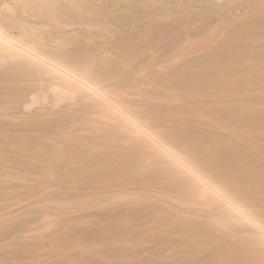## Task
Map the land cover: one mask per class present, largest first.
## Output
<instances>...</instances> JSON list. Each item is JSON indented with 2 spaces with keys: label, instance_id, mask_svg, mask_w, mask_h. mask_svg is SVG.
<instances>
[{
  "label": "bare ground",
  "instance_id": "obj_1",
  "mask_svg": "<svg viewBox=\"0 0 264 264\" xmlns=\"http://www.w3.org/2000/svg\"><path fill=\"white\" fill-rule=\"evenodd\" d=\"M116 1L114 0V2H115L114 3L112 0H0V79H2V77H3V80L6 81V82L3 81V83L2 82L0 83V117H2L3 115H6L7 113H11V111L13 110L12 106L13 107L19 106V108L26 110V111L30 110L32 113H34L36 110L40 111L42 109L43 110L45 109L44 111H46V110L50 111L51 110V112H54L55 110L60 111V109H62L61 110L62 112H64V111L67 112V110H68V112L72 111L71 114H73V111L76 110V109H74V106H72L73 104L76 105V107H78L77 104L79 105L80 102H82V100H84L83 103L85 101L87 102V107L85 106L86 109L87 108L90 109L89 105H92V104H89V103L94 102V105L91 106V107H93L92 108L93 110L91 109L92 112L91 111L90 112H91V114L93 113L91 116V117H93L92 118L93 121L96 120L100 123L99 124V123L95 122V123L99 124L97 126L102 128V131H100V133L101 134L104 133L105 131H103V130H107L105 128H109V127L111 128V126H113L112 128H115L116 129L115 131L119 132V134L117 132V135H119V138L121 140H123L122 142L131 144L130 143L131 141L128 142L131 138L138 139L137 142L132 141V143H135L134 146H136V144L138 146V142L140 143L141 148H139V147H137V148L142 149L141 154H142V156H144V158L142 157L143 160H141L142 164L144 163L145 158L150 161V163H148V165L152 164V166L149 165V167L151 166L150 170H147L148 169L147 163L143 164L144 166L147 165V167H145L147 169L144 168L145 171L146 170L147 171L145 172L144 169H142L141 171H144L146 174L148 173V171H150V173H148L147 176L144 175V177H142V178L138 177L139 175H137L140 171L139 170L140 168L133 169L132 167H129L128 169L132 168L133 170L132 169L131 170L134 173L128 172V174H130V175H128V179H127L129 182L125 179L126 182H124V183H125V185H129L130 187L133 185L132 187L141 188V190L143 188H145V189L150 190V192H152V193H150V195H151L150 197H143L142 198V199L145 198V201L144 200L141 201L140 200L141 198L138 197L139 199L137 198V200H140V201H136V202H139V203L142 202V204H141V206H139V205H136V206L140 207V209L138 210L139 213L142 214L144 220L146 222H148L149 225L150 224L152 225L151 228L153 230H155L156 232H158V235H161L162 232H164V231H169L171 233L172 232L173 233H175V232L180 233L181 232V234L183 232H185V233L188 232L187 234L183 233L187 237L181 236L183 238H181V237L179 238V236H178L177 238H178V240H180V242L177 241L176 244L179 243V245H176V244L175 245L178 247V249H182L180 251L184 252L183 248H185L186 246L184 245L185 247H182L180 244H182V243L187 244L188 246H190V247H188V250L191 248L192 252H190V253L185 252V253L187 255L192 253L191 257H192V255H194V257H197L198 259L202 260V262H204L206 260V258H204L205 257L204 255L208 254L207 258L209 260L207 259L208 260L207 264H264V161H262L263 162L262 163L261 160H259L261 154L258 153V152L262 153L264 151V147H262L263 146L262 141L260 140V138L262 140L264 139V118L262 119V117L264 115L262 114L263 116L260 118L259 116H256V114L254 113L256 118L259 117L261 119V120L258 119L259 121H257V120H255L256 119L255 117H252L254 111L253 112L244 111L245 112L244 113L242 111L244 109H241V108L240 109L243 112V114H242V112L239 114L240 111L239 112H237V111L231 112L230 114L228 112L223 113V114L217 113L218 115L215 118H213L212 121L209 120L211 117L208 118V120L211 122L207 121L211 124V125L210 124H208V125H210L216 129L214 131V133H212L213 132L212 130H211L212 132L210 130H207L208 132H210L209 135H207L208 133L207 134L205 133L206 136H205V134L204 135L199 134V135H201L199 137L198 135H196V134H198V132L196 133V131H194V129H192L191 125L187 124V123L191 122L190 119H187V118H191V115L199 118L196 115L199 114V116H202V113L199 112L200 110L196 111L195 109H197V108L194 109V107H193L194 112H182V111L178 110L179 108H181L180 104H179L180 106H178V108L176 109V106L178 105V102L181 99H184L188 103L193 102L191 104H195L194 102L199 104L200 102L204 103V101H206L207 103L210 102L211 104H215L216 106L217 105L219 106V105H221V104H219L220 102H222V104H223V102L230 100L229 98H233L235 95H237L238 92L240 93V91H237V87L241 83H243V82L245 83V81H243V80H245V78H246V82L249 81L248 79H250V81H252V79H255V81L256 80L261 81L260 78H264V52H262L264 49L261 51L260 50H257V51L254 50V52L252 53L253 54L252 59L254 58L253 59V61H254L253 66H250V69L248 68V70L246 69L243 71L236 70V67H233V66L237 65L234 63V60H233V62L230 60L232 63L228 62L227 60H226L227 62L225 61V64H227L228 66L230 64L232 65V66L230 65L232 67V70L230 69L231 68L230 66L229 67L226 66L227 70L224 71V70L218 69L216 66H215V68L213 66L208 67V65L206 66L208 68H205V66L202 67L203 65L206 64V62H209L208 58H203V56H202V58L193 57V58L185 59V57H187V56L189 57V55H185L184 60H181L180 58L176 59V58L172 57V58L168 59L170 62L166 63V61H168V60H166L164 62V64L168 65L166 72H168V70H169V73H170L173 70L172 71L173 74L170 73L171 76H169V78H168L169 80L167 79L168 80L167 82L169 85H167V83H166V85H164L165 83L161 84L164 78L160 82L159 81L160 76L158 77V79L156 77V76H158V74H156V73H160L161 72L160 69H163V68H160V66H159L160 64H162V62L161 63L159 62L160 64H157L158 60H156L159 58V57L156 58V55H159L160 52L158 53V49L154 50V48H156V47H153V46L158 45V42H156V41L154 42V40H156L157 36L159 35V34H156L157 32L155 33V31L158 30V33H161V30H159L161 28L157 29L158 27L157 28L154 27L155 24H151L152 22H155V21H153V18H152L153 17L152 15H154V14L151 15L152 17L149 16V13H150L149 11H152L150 9H152L154 7H152L150 4L149 5L152 8L147 6V4H148L147 2L149 0L148 1L144 0V1H146L147 4H145V2H143V0H142V2H141V0L139 2L140 4L144 3L143 6H140V7L144 8L147 6L149 8V10H148V8L146 7V9L148 11V13H147L148 17L147 18H149V17L152 18V22L150 24L154 25V26H151L146 21H145L146 22L145 24H142V22H144V20H141L142 18L139 19L142 16L141 12L144 13V11H146V9L142 10V9H140V7L137 8L138 13L141 14L140 17L138 16L140 14L135 13L137 11H135L129 5H127L126 8H123L124 11H123V9L121 10L120 9L121 7H120L119 8L120 12H118L116 10L117 11V13H116L115 8L119 7L118 5H116ZM120 1L122 2V4H124V3L128 4V2H130V3L132 2V0H120ZM120 1H119V3H121ZM138 1L139 0H136V1L134 0L133 2L136 3ZM151 1L152 0H150V3H153ZM115 5H116V7H115ZM120 6H122V5H120ZM109 7H110V9H109ZM166 7H168V5H166L165 8L161 7L164 9L163 12H166L170 9L168 7L169 9L167 8L168 10H165ZM158 8L153 9L154 10L153 12H155V11L159 12L160 10L157 11ZM170 10H169V12H170ZM113 11L116 14L114 16H117L118 13H121V16H122L121 20H123V21L125 20L124 22H126V23L127 22L129 23V21H132V22L142 21V22H137V24H136L138 29L140 28L139 26L141 25L142 30H140L141 29L140 28L139 29L140 32H142L143 29L144 30L146 29V26H144V25H147V24L151 27V29L154 30V32H152L153 30L150 31L151 29L149 28L151 35L154 33L153 36L156 35V38H154L153 36H151L149 34L150 32L148 31V28L146 29V33L144 31H143V33H145L146 35L149 34L150 37H148V36L146 37L143 33H140V32L138 33L139 30L137 32H135V33H138L140 35L141 34L144 35L143 36L144 40H142V41H145V37L147 39V42L149 40H150L149 42L153 41L151 43L152 48H153V49L151 48L153 50L152 52H151V49L149 50L150 52H148V50H146V51L143 50V48L145 47V46L143 47V45H142V47H143L142 51H140L139 46L137 45L138 46L137 49L140 51V52L139 51L137 52L136 51L137 49H135L136 47H134L135 45L134 46L132 45V47H131V45L129 46V44L132 43L131 41L133 38L130 39L129 40L130 42L128 41L129 43L126 44V42H127L126 39L129 37L128 35L130 34L129 33L130 31L128 33H126L128 36V37L126 36V39H125V37L122 36V38L125 39L126 42H124V40L122 38H121L122 40L119 38L121 41L120 40L117 41V44H118V46H120V48H117V46L115 45L116 41L114 39L116 36L113 35V36H115L113 38V36H110V35H112V33H110V35L107 34V33H109V31H108L109 28L108 29H107V27L104 28V26H107V25L105 23L103 24L104 20H107V23L109 24L108 20H109V17H112L111 14H114ZM167 13H166V15H167ZM144 14L146 16V13H144ZM157 16L158 15H156V17ZM160 16H161V14H160ZM106 17H107V19H106ZM116 18L117 17H114L115 21H116ZM137 18H138V20H136ZM162 18H164V17H162ZM250 18L251 17H249V19ZM143 19H144V17H143ZM249 19H248V21L246 20V22L249 25L248 24L246 25L245 24L246 22H245L244 27H243V25H242V27L245 29V25H246V28L250 32H252L254 30L256 32L257 31L256 29H258V28H256L257 27L256 25L261 24V20L264 21V17L262 15L252 17L250 20ZM119 20H120V18H119ZM119 20L117 21V23L119 22ZM123 21L119 22V23L123 24ZM129 24H127V25L130 26L131 24L130 25ZM133 24H135V23H133ZM113 25L114 24L112 23V26ZM124 25H125V23H124ZM124 25H122V26H124ZM136 25H134V26H136ZM168 25L169 24H167V26ZM128 26H127V28H129ZM161 26H163V25H161ZM172 26H173V24H172ZM263 26H264V24H263ZM242 27H241V30L238 28V30L236 31V36L240 37V35L242 34L241 33ZM261 27H262V24L260 25V28ZM124 28H126V27H124ZM132 28H133V25H132L131 29ZM165 28H167V27H165ZM170 28H171V26H170ZM105 29L107 30V32H105L106 31ZM110 29L109 30L111 32H113V34L116 33L113 31V28H111V26H110ZM117 29H119V28H117ZM155 29H157V30H155ZM183 30H186V29H183ZM124 31L127 32V30H125V29H124ZM121 32H123V31H121ZM147 32H148V34H147ZM162 32H164V31H162ZM255 32L252 33V35H254ZM188 33L190 34L191 32L189 31ZM120 34H122V33H120ZM107 35L112 37V39L110 37H108ZM140 35L135 34V36H140ZM184 35H185V33H184ZM132 36H133V34H132ZM187 36H189V35H187ZM104 37H105V39H104ZM106 37H108V38H106ZM141 37L142 36H140V38ZM189 38H188V40H189ZM255 38H257V39H254V38L253 39L256 40V42L258 41L261 43L262 41H264V40H262L263 38L261 39L259 37L260 38L259 39L257 36H255ZM106 39H108V40L111 39V41L114 40L115 41V42H113L114 46L111 44L112 43L111 41H110L111 43L107 42L108 40H106ZM138 39H139V37L137 38V40ZM181 39H183V37H181ZM137 40H135V42ZM173 40H175V39H173ZM138 41H140V40H138ZM189 41H191V40H189ZM118 42L119 43L120 42L125 43L127 46L126 47L123 46L125 44L122 45V43H120V45H119ZM109 43L111 44V48H112L111 50H110V44ZM182 43H184V41ZM191 43L185 42V44H190V45H191ZM143 44H145V43H143ZM175 44H176V41H175ZM258 44H257V46H258ZM148 45L151 46L150 44H148ZM171 45L174 46V43L170 44V46L167 47L166 50H168L170 47H172ZM261 45H264V44H261ZM181 46L184 48L183 45H181ZM181 46H180V48H181L180 50L183 49ZM187 46H189V45H187ZM114 47L117 49V51H118V49H121V48L122 49L117 52ZM174 47H177V46H174ZM113 48L115 49L117 54L118 53L120 54L121 51L123 54L117 55L114 52ZM127 48H129V49H127ZM131 48H133L134 51H133V49L130 51ZM126 49L129 50L130 52L129 51L126 52L127 51ZM145 49H146V47H145ZM161 49H162V47H161ZM256 49H257V47H256ZM258 49H259V47H258ZM203 50H205V49H203ZM111 51H112V53H111ZM123 51H125L126 53H124ZM155 51H157V52H155ZM191 51L193 52V48ZM196 51H194L193 53H196V55H197ZM169 52H165V53L169 54ZM181 52L184 53V51H181ZM176 53L177 52H175L173 55L175 56ZM124 54H127V57H125ZM179 54H180V52H179ZM189 54H191V53L189 52ZM121 55H122V57L124 55V58L118 57ZM198 55H199V53H198ZM205 55H207V54H205ZM115 56L117 58H115ZM160 57H162V56L160 55ZM169 57H170V55H169ZM176 57L178 58V56H176ZM210 57L211 56H209V58ZM182 58H183V56H182ZM236 62L238 64L244 63L242 59H238ZM213 63H215V62H213ZM213 63H212V65H214ZM220 63H221V61H220ZM156 65H158V66H156ZM167 65H164V66H167ZM215 65H217V64H215ZM240 65H242V64H240ZM219 66H220V64H219ZM224 66L225 65H223L222 67H224ZM172 67H173V69H172ZM238 68H240V67H238ZM150 72H152V73L156 72L155 73L156 76L154 74H152L153 75L152 77L154 78V76H155V78L158 81L156 79H149V78L147 79V77L145 78V76H147L146 74L150 73ZM166 72H164V73H166ZM161 73L163 74V72H161ZM134 76L137 77V79ZM243 76H245V78ZM152 77H150V78H152ZM140 78H143V79L140 80ZM158 82H160V83H158ZM181 83L185 84V88L183 87L184 86L183 84H182L183 86L180 85ZM247 83H249V82H247ZM241 87H244V86H241ZM246 87H248V86H246ZM248 89H249V87H248ZM238 90H239V88H238ZM247 91H249V90H247ZM247 91H245V92H247ZM244 96H246V93ZM242 98H245V97H242ZM235 99H236V97H235ZM87 100L89 101V103ZM86 102L84 103V105L86 104ZM182 102H184V101L182 100ZM186 102H185V105H186ZM83 103H82V105H83ZM207 103H205V104L207 105ZM227 104H231V102L227 103ZM206 105H205V107H206ZM233 105H234V103H233ZM69 106H72V107H70L72 109H68ZM173 106L175 108L174 110H172ZM186 106H188V105H186ZM216 106H215V109H216ZM241 106H243V103ZM246 106H248V105H246ZM10 107H11V111L8 112L10 110L9 109ZM16 107L14 109H16ZM229 107L234 108L233 106H229ZM66 108H67V110H65ZM79 108L80 107H78L77 110ZM220 108H222V107H220ZM244 108L246 110L247 107H244ZM252 108H254L253 110H255L256 107H252ZM169 109H171V110H169ZM187 109H189V108H187ZM187 109H185V110H187ZM191 109H189V110L191 111ZM262 109H263V107H262ZM77 110H76V112H77ZM205 110H204V112L207 111V110L206 111ZM256 110H257V108H256ZM17 111H22V110H18V108H17ZM44 111H42L43 113L41 111L40 112L42 114H44L45 113ZM48 111H47V113H48ZM263 111H264V109H263ZM51 112H49V113H51ZM255 112H257V111H255ZM84 113H86V112H84ZM214 113H215V111H214ZM262 113H264V112H262ZM36 114H39V113H36ZM7 115H9V114H7ZM10 115L12 116L13 114H10ZM62 115H64V114H62ZM74 115H75V113H74ZM81 115H83V114H81ZM258 115H260V114H258ZM205 116H206V114H205ZM209 116H210V114H209ZM3 117H6V116H3ZM12 117L7 116L6 118L8 119V118H12ZM84 117H85V115H84ZM201 118L202 117H200V120H201ZM253 118H255V119H253ZM4 119L2 121H4ZM28 119H29V117H28ZM73 119H74V117H73ZM192 119H194V118L192 117ZM204 119L207 120L206 118H203V120ZM8 120L12 121V119H8ZM18 120H19V118H18ZM61 120H63V119H61ZM90 120H91V118H90ZM186 120H187V122H186ZM35 121H37V120H34L32 123H35ZM71 121H74V120H71ZM8 122H5V123L3 122L2 123L3 127L5 126L4 124L7 125ZM83 122H85V121H83ZM29 123L30 122H28V126L30 127ZM37 123L42 124L39 121H37ZM85 123H90V121L88 120V122H85ZM0 124H1V122H0ZM20 124H22V122ZM68 124L71 125V123H68ZM91 124H92V122L90 123V125ZM10 125H12V123H10ZM10 125H8V126L10 127ZM104 125H105V128L101 127ZM13 126L14 125H12L11 127H13ZM28 126H25V128ZM35 126H36V124H35ZM72 126L74 127V125H72ZM75 126H76V124H75ZM85 126H87V125H85ZM95 126H96V124H94L93 127H95ZM97 126L90 130L91 134H92V132H95V131H96V133H98ZM201 126H203V125L201 124ZM1 127H2V125L0 126V128ZM11 127H10V129H11ZM32 127H34V124H33V126H31V128ZM79 127H82V126H79ZM205 127H207V124ZM7 128L8 127H6L5 129H7ZM22 128H24V126ZM69 128H68V130H69ZM87 128H89V127H87ZM214 128H212V129L214 130ZM13 129H15V126H14V128H12V130ZM82 129H83V131L85 130L84 127H82ZM59 130H61V129H59ZM65 130H67V129H65ZM78 130H79V128H78ZM200 130H199V132H200ZM5 131H7V130H5ZM72 131H73V128H72ZM115 131H110V132L106 131V132L111 133V132H115ZM217 131H219V132L215 133ZM76 132L78 133V131H76ZM86 132L87 131H85L84 133H86ZM203 132H205V131H203ZM8 133H9V131H8ZM66 133L64 132L63 134H66ZM96 133H95V135H96ZM91 134L89 132V135H91ZM85 135L89 136L88 132ZM107 135H105V136H107ZM113 135H114V133H113ZM75 136H77V134ZM79 136H80V134H79ZM70 137H74V136H71V134H70ZM99 138L100 137H98V142L101 143V139L99 141ZM105 138L107 140L109 139L107 137H105ZM249 138H251L253 141H255V140L257 141L259 138L258 141H261V142H255V143L256 144L261 143V144H257L256 146H254V144L252 145L253 142L251 144L249 143V141H248ZM65 139H68V138L65 137ZM80 139H81V137H80ZM111 139L112 138H110V140ZM113 139H115V138H113ZM116 139H118V138L116 137ZM62 140H64V137ZM75 140L77 141V139H75ZM104 140L105 139H103V141H102V144H101L102 146L100 144H97L98 142H95L96 140L94 141L96 143V144H94V145H96L95 146L96 148H99V146H97V145H100V147H102L99 150L94 149V151L95 150L97 151L96 153H98L99 151L101 152V150H103V147L107 148V149H104L105 151L111 150L110 145H106L104 143ZM107 140H106V142L109 141V143H111L110 140H108V141ZM121 140H119V142ZM88 141H86V142H88ZM93 141L92 140L90 141V143L92 142L91 146H93V143H94ZM63 143H64V141H63ZM114 143H115V141H114ZM263 143H264V140H263ZM84 145H82V146H84ZM111 145L113 146V144H111ZM55 146L56 145H54V147ZM79 146H80V148L82 147L81 145H79ZM123 146H124V144H123ZM125 146H126V144H125ZM80 148H78L77 150L79 151ZM93 148H94V146H93ZM127 149H128V147H127ZM53 150H55V148ZM53 150H52V152H53ZM88 150H89V147H88ZM246 150H248V152ZM57 151L58 150L56 149L55 152H57ZM91 151H93V150H91ZM129 151L131 152V150H128V152ZM65 152H66V150H65ZM137 153L139 155V151H137ZM138 155L136 156V158L138 157ZM140 155H139V158H140ZM255 155L256 156L260 155V156H259V158H256ZM57 156H58V154H57ZM98 156H100V155H98ZM63 157H65V156H63ZM67 158H68V156H67ZM131 158H133V156H131ZM131 158L129 160L130 161L132 160L135 162L134 158L133 159H131ZM113 159H116V158H113ZM146 159H145V161L147 162ZM112 162H113V160H112ZM129 162H128V164H131V166H132V162L131 163H129ZM134 162H133V164L135 165V163L137 162V159H136V162L135 163ZM58 163H59V161H58ZM122 163H123V161H122ZM139 163H140V166L142 165L141 162H138L137 163L138 167H139ZM51 165H54V164H51ZM109 165H110V162H109ZM109 165H106L109 168L105 167V168H107V171H108V169H110ZM113 165L115 166L116 164L114 163ZM117 165H119V164H117ZM122 166L126 167L125 164H123ZM122 166L120 165V167H122ZM128 166H130V165H128ZM111 167H112V165H111ZM115 167L117 169L119 166L118 167L115 166ZM133 167H135V166H133ZM114 168H112V171ZM119 168L116 171L119 172V170H120ZM141 168H142V166H141ZM124 169L126 170V168H124ZM124 169L121 168V170H124ZM134 170H139V171H134ZM102 171H105V169ZM120 172H122V171H120ZM124 172L126 174V171H123L122 174ZM144 172H140L139 173V174H141L140 176H143L142 173L144 174ZM99 173H101V172H99ZM108 174H110V173H108ZM125 174L123 175L124 177L126 176ZM162 174L165 176H163ZM111 175H112V173H111ZM51 176H52V174H51ZM105 178H106V176H105ZM108 178H109V176H108ZM126 178H127V176H126ZM139 178H141V179H139ZM114 179L116 180V177ZM114 179H112V180H114ZM120 179H119V177L117 178L118 182L122 183V180L120 181ZM122 179H124V178H122ZM25 182L27 183L28 181H25ZM121 185H123L124 188L129 187V186H125L124 184H121ZM130 187H129V189H130ZM167 188H170V189H168V191L170 190L171 193L170 192L166 193ZM105 189H108V188H105ZM118 189H120V188H118ZM118 189H117V192H118ZM103 190H104V187H103ZM136 190L138 191V189H136ZM108 191H109V189H108ZM130 194H133V193H130ZM138 194H140V192ZM146 194H147V192H146ZM117 196H116V198H117ZM122 196L124 197V195H122ZM118 197H120V196H118ZM180 197H181V200H183L182 198L185 197L186 199H188L186 201H189L190 205L193 204V207H191L192 211H190V209H187L189 206L186 208V210L183 208L185 210L183 212H181V211L178 212L177 210H176L177 211L176 212L173 208H171V207H173V206H171L172 203H175L177 201V199ZM86 198H89V197H86ZM146 198H148V199H146ZM26 199H28V198H26ZM113 199L115 200V197ZM113 199L111 198V200H113ZM119 199L120 198H118V200ZM132 200H134V199H132ZM181 200L178 199L177 202L180 203ZM128 202H130V201H128ZM183 203L187 204L188 202L186 203V202L182 201L180 204L183 205ZM134 205H135V203H134ZM119 207H120V205H119ZM119 207H117V208H119ZM183 207H185V205H183ZM7 209H9V208H7ZM134 209H133V211H134ZM193 211L196 212V214L199 212H202V211L204 213L206 212L207 215L205 214L206 216H204V217H207V219H205L206 221L203 223L202 222L203 220L202 221L200 220L201 221L200 222V221H197L196 219H194V217H192V215L194 213ZM194 216H195V213H194ZM48 218H49V216H48ZM52 218L53 217L51 216V219ZM138 220H139V218H138ZM129 222H131V221H129ZM53 223H55V222L53 221ZM126 224H127V222L125 221L124 226ZM239 224H242V226L243 225H246V226L247 225L248 226L253 225V227H252L253 229H249V227L247 226L248 231L245 230L246 234L244 236L242 235V237H241V235H239V234L237 235L236 230H235L236 235H234V233L231 232V231H233L232 227L234 228V226H235L238 228V226H236V225H239ZM124 226H122V227H124ZM132 230H134V229H132ZM225 230L228 232L226 233ZM159 232H161V233L159 234ZM229 232L232 233V234L231 233L230 234L235 239H238L239 238L238 236H240V240L238 239L236 241V240L229 238V236H230ZM243 232L244 231H242V233ZM128 234H130V233H128ZM128 234H127V237H129ZM167 234H170V233H167ZM165 235H166V232L163 234V236H165ZM123 238H126V237H123ZM160 238H162V237H160ZM169 238L174 239L172 236L171 237L169 236ZM169 238H165V239L171 240ZM174 240H173V242H174ZM125 241H126V239H125ZM156 244H157V242H156ZM169 244H170V242H169ZM172 246H173V244H172ZM180 246H181V248H179ZM177 247H173V248H175L177 251H179L177 249ZM50 248H52V247H50ZM176 250L174 252L172 249V251L174 253H177ZM183 252H181V253H183ZM170 254H171V252H170ZM171 256H173V255H171ZM191 257H190V259H191ZM194 257H192V258L196 259ZM182 258L183 257H181V259ZM198 259H197V261H198L197 263L200 262V264H203ZM182 260H184V259H182ZM204 263H206V261Z\"/></svg>",
  "mask_w": 264,
  "mask_h": 264
},
{
  "label": "rangeland",
  "instance_id": "obj_2",
  "mask_svg": "<svg viewBox=\"0 0 264 264\" xmlns=\"http://www.w3.org/2000/svg\"><path fill=\"white\" fill-rule=\"evenodd\" d=\"M112 1L114 2V0H112ZM119 1L120 0L116 1V5L119 6V7H116V5H115V7H116L115 12L116 13H117V11L120 12V10H119L120 7H121L120 9L122 10L123 8H126L127 5H129L135 11H137L138 10L137 8H139L140 6H143V4H144V3L140 4L139 3L140 0L136 3H134L133 2L134 0H132L133 3L128 2V4L123 2L125 5L122 4L121 1H120L121 3H119ZM141 2H142V0H141ZM143 2H145V4L148 3L147 4L148 7H150V5L152 7H154V8L150 7V8H152V9H150L152 11H149L150 12L149 16L154 14L155 16L152 15L153 17L152 16L151 17L153 18V21H155V22H152V18H150V17H149L150 19L147 18L148 17L147 16L148 11L146 9V7H147L146 5H145L146 7H144V8L140 7V9H142V10L146 9V11H147V12L144 11V13H146V16L143 12H141L142 16L144 15L143 16L144 19L141 16V14L138 13V11L135 12L137 14H140V15H138L139 17L141 16L139 19L142 18L141 20H144V22H142V21H137V22H142V24H145L146 22H148V24H150L152 22L151 24H155V26L150 24L151 26H154L156 28L158 27L157 29L161 28V29H159V30H161V33H158V30L155 29V30H157V31H155V33L157 32L156 34H159L160 36L158 35L156 40H154L153 38L152 39L154 40V42L155 41L158 42V45L153 46V47H156V48H154V50L158 49V53L160 52L159 55H156V58L159 57L156 60H158L157 64H160L162 62V64H160L159 66H160V68H163V69H160L159 67L158 68L161 70V72H163V74L161 72L160 73L155 72L156 74H158V76H156L155 73L150 72V73L146 74L147 76H145V78L147 77V79L148 78L149 79H156L155 76L158 79V77L160 76V78H159L160 82L163 78L165 79V80L163 79L161 84L165 83L164 85H166V83H167V85H169L167 81L169 80L168 79L169 76H171L170 73L173 74V72H172L173 70L170 73H169V70H168V72H166L168 65L164 64V62L166 60L172 58V57H174L176 59L180 58L181 60H184L185 55H189V57L187 56V57H185V59L193 58V57L202 58V56H203V58H208L209 62H206V64L202 66V67L205 66V68H208L210 66H213L215 68V66H216L218 69L225 71V70H227L226 66H228L227 64H225V61L227 60L228 62H231V61L233 62V60H234V63L237 65H235L233 67H236V70H240V71H243L246 69L248 70V68L250 69V66H253V64H254V61H253L254 58L252 59V57H253L252 53L254 52V50H256V51L260 50L261 51L264 49V45H261V44H264L263 43L264 41H262L260 43L258 41L256 42V40H254V39H257V38H255V36H257L258 38L260 37L261 39L263 38L262 40H264V26H263L264 21L261 20V24H262L261 28H260L261 24L258 23L259 25H256L257 26L256 28H258V29H256L257 30L256 32H255V30L250 32L246 28V25L248 24L246 22V20L248 21L249 17L252 18L255 16H261V15L264 17V0H152L151 2H153L155 5L153 3H150V0L147 3L144 0H143ZM120 5H122V6H120ZM166 5H168V7L173 12L168 7H166L165 10L169 9L170 12H169V10L166 12H163L164 11L163 8H165ZM161 7H163V8H161ZM156 8H158L157 11H159V10L160 11L159 12H156V11L153 12L154 11L153 9H156ZM109 9H110V7H109ZM148 10H149V8H148ZM123 11H124V9H123ZM115 12L113 11L114 14H111L112 17H109V20H108L109 24L107 23V20H104L103 24L105 23L107 25V26H104V28L107 27V29L108 28L110 29V26H111V28H113V31L116 32L113 34V32H111L112 30L110 29L111 30L110 31L108 29L109 33H107V34L110 35V33H112V35H110V36H113V35L116 36V37L113 36V38L115 37L114 38L116 41L115 45L117 46V48H120V46H118V44H117V41H119L122 38V36L125 37V39H126V36H127L126 33H128L130 31L129 33L130 34L132 33L133 36H132V34L131 35L129 34L128 35L129 37L127 36L129 39L128 38L126 39L127 42L125 39L122 38L124 40V42H126V44H127L130 42L129 40L133 38L131 41L132 43L129 44V46L131 45V47H132V45L133 46L135 45L134 46V47H136L135 49H137L139 46L140 51H142V48L145 46L146 49L144 47L143 50H145V51L148 50V52H150L149 50L152 48L151 43L153 41L149 42L150 41L149 40L148 41L149 43H148L146 37L147 36L150 37V35H151L150 31H152L153 29H151V27L148 24L147 25L149 27L147 25H144V26H146V29L148 28V31H149V28L151 29L149 31L150 35L148 34V32H147L148 35H146L145 34L146 29L145 30L143 29V31L145 33H143V31L140 32V30H142V27L140 25L139 27L141 29L139 28L140 29L139 30L137 25H136L137 22L129 21V23L131 24L130 25L128 22L127 23L124 22L125 20L124 21L121 20V17H122L121 13H118L117 16H114V15H116ZM166 13H167V15H166ZM160 14H161V16H160ZM156 15H158V16L156 17ZM114 17H117V18L119 17L121 21L119 20V18L118 19L116 18V21H115ZM162 17H164V18H162ZM106 19H107V17H106ZM118 20H119V22L123 21V24H120L119 22L117 23ZM136 20H138V18ZM111 22L114 24L113 26H112ZM124 23H125V25H124ZM133 23H135V24H133ZM244 23L246 24L245 29L243 28ZM127 24H129L130 26H128ZM167 24H169L168 25L169 27L167 26ZM172 24H173V26H172ZM122 25H124V26H122ZM132 25H133V28L131 29ZM134 25H136V26H134ZM161 25H163L164 27ZM242 25H243V27H242ZM127 26L129 28H127ZM170 26L173 30L170 28ZM124 27H126L127 29ZM165 27H167V28H165ZM241 27H242V31H243V32L241 31V33L243 35L241 34L240 37H238V36H236V31L238 30V28L241 30ZM117 28H119V29H117ZM123 28L125 30H127V32L124 31ZM183 29H186V30H183ZM121 31H123V32H121ZM137 31H138V33L139 32L143 33L146 36L145 37L146 42L142 41V40H144V37H143L144 35H142V34L140 35L138 33H135ZM162 31H164V32H162ZM189 31L191 32L190 34L188 33ZM105 32H107V30ZM152 32H154V30ZM254 32H255V34L252 35V33H254ZM120 33H122V34H120ZM184 33H185V35H184ZM135 34L142 36L141 37L142 39L140 38V36H135ZM153 34L151 36H153ZM109 35H107V36L110 37ZM187 35H189V36H187ZM108 37H106V38H108ZM138 37H139L138 40H140V41L137 40ZM153 37L156 38V35ZM181 37H183V39H181ZM110 38L112 39V37H110ZM172 38L175 40H173ZM188 38L191 41H189ZM104 39H105V37H104ZM111 39L110 40L106 39V40H108L107 42H110ZM135 40H137V41L135 42ZM115 41L113 40V41H111L112 43L111 42L110 43L113 45L114 44L113 42H115ZM141 41L145 44H143ZM175 41H176V44H175ZM183 41H184V43H182ZM122 42H120V43H122ZM185 42L186 43L192 42V43L190 45V44H185ZM120 43H119V45H120ZM172 43H174V46H177V47H174L173 45H171L173 48L170 47L169 48L170 50L169 49L166 50L167 47H169L170 44H172ZM111 44H110V50L112 49ZM123 44H125V43H122V45ZM126 44L123 46L126 47L127 46ZM148 44H150L151 46H149ZM180 44L183 45L184 48ZM257 44H258V46H257ZM142 45H143V47H142ZM187 45H189V46H187ZM180 46L183 48L182 50H180L181 49ZM161 47H162V49H161ZM256 47H257V49H256ZM258 47H259V49H258ZM133 48H131L130 51ZM192 48H193V52L197 50L196 51L197 55H196V53H193L191 51ZM115 49H114V52L117 54V52L119 50H121L122 48L118 49V51L116 49L117 52L115 51ZM127 49H129V48H127ZM152 49H151V52L153 51ZM203 49H205V50H203ZM125 51H123V52L126 53L129 50H127L126 52ZM133 51H134V49H133ZM136 51L138 52L139 50L137 49ZM181 51H184V53H182ZM185 51L186 52L188 51V52L186 53ZM155 52H157V51H155ZM165 52H169V54L165 53ZM175 52H177L178 54L180 52V54L178 55L176 53V55L174 56L173 54ZM189 52L191 54H189ZM262 52H264V50ZM111 53H112V51H111ZM198 53H199V55H198ZM120 54H123L122 51ZM127 54H124L125 57H127ZM205 54H207V55H205ZM124 55H123V57H122V55L118 56V57L124 58ZM160 55L162 57H160ZM169 55H170V57H169ZM181 55L183 56V58ZM176 56H178V58ZM209 56H211V57L209 58ZM115 58H117V57L115 56ZM238 59H242L244 63L238 64L236 62ZM211 60L215 63H213ZM220 61H221V63H220ZM168 62H170V61L169 60L166 61V63H168ZM212 63L214 65H212ZM215 64H217L218 66ZM219 64H220V66H219ZM240 64H242V65H240ZM164 65H167V66H164ZM207 65H208V67H206ZM223 65H225V66L222 67ZM156 66H158V65H156ZM238 67H240V68H238ZM172 69H173V67H172ZM230 69L232 70V67ZM164 72H166V73H164ZM152 74L155 75L154 78L152 77L153 76ZM150 77H152V78H150ZM243 77L245 78V76H243ZM135 78L137 79V77H135ZM143 78H140V80ZM248 80L249 81H247V82H249V83L246 82V78H245V80H243V81H245V83L242 81L243 83H241L237 87V91H240V93L238 92L237 95H235L233 98H229L230 100L223 102V104H222V102H220L219 104H221V105H219V106L218 105L216 106L215 104H211L210 102L207 103L206 101H204V103L200 102L198 104V103L194 102L195 104H191L193 102L188 103L184 99H181L180 100L181 102L179 101L178 105L177 106L175 105L176 109L178 108V106L181 105L180 106L181 108H179L178 110L182 111V112H194L193 107H194V109L197 108V109H195L196 111L200 110L199 112L202 113V116H199V114L196 115L199 118L192 116V115H191V118L186 117L187 119H190V121H191V122L189 121L190 123H187V124L191 125L192 129H194V131H196V133L198 132V134H196V135H198L199 137L201 135H204L205 133L206 134L208 133L207 135H209L210 132H208L207 130H210V131L212 130L213 132L212 131L211 132L214 133V131L216 129L214 127L210 126L211 124L209 122H211L212 119L218 115L217 113L223 114V113L228 112L230 114L231 112H236V111L239 112L240 111L239 112V114H240L242 111L243 112L244 111H246V112H248V111L253 112L254 111L252 117L256 118V116H259L261 118L264 115V113H262V112H264L263 111V109H264V78H260L261 81H259V80L255 81V79H252V81H250V79H248ZM3 81L6 82L5 80H3V77H2V79H0V83L1 82L3 83ZM160 82H158V83H160ZM182 84L183 83H181L180 85H182ZM183 85L182 86L185 88V84H183ZM241 86H244V87H241ZM246 86H248L249 89ZM238 88H239V90H238ZM247 90H249V91H247ZM245 91H247V92H245ZM245 93H246V96H244ZM235 97H236V99H235ZM242 97H245V98H242ZM182 100L184 102H182ZM83 101L84 100H82V102H80L79 105L77 104V106L80 107L78 110H77L78 107H76V105H74V104L72 105V106H74V109L77 110V112H76V110H74L73 114H71L72 111L68 112L67 108L65 109V110H67V112L66 111L62 112L61 111L62 109H60V111L57 110L58 112L55 110L57 113L54 110H53L54 112H51V110L50 111H48V110L44 111L45 109L44 110L42 109L40 111L45 112L44 114H42L43 112L41 113L39 110H36L37 112L35 111L34 113H32L30 110L26 111V110L19 108V106H17V107L12 106V109H13L12 111H11V107L9 108L10 110L8 109L9 110L8 112L11 111V113H7L9 115H7V114L3 115L6 117L7 116L12 117L13 116L12 118H8V119H12V121L11 120L9 121L6 117H3V116L0 117V120H1L0 126L2 125V127H3V124H2L3 122L5 123V122L9 121L7 123V125L4 124L6 127H8L7 129H5L6 128L5 126H4L5 128L4 127L0 128V264H33V263L34 264H40V263L41 264H62V263L63 264H176V263L177 264H195V263L200 264V262L197 263L198 262L197 257H194V255H192V257H194L196 259H193L191 257L192 253L188 254V255L186 254V253L192 252L191 248L188 250V247H190V246H188L187 244H183V243L180 244L182 247H185V246L187 247V248L186 247L183 248L184 252L180 251L182 249H178V247L176 246V245H179V243L176 244V242L177 241L180 242V240H178L177 237L179 236V238H180L181 236H186L184 234H187L188 232L187 233L183 232L184 234L183 233L181 234V232L180 233L175 232L176 233L175 234L173 232L171 233L169 231H164L161 234L162 236L158 235V232H156L155 230H153L151 228L152 225L151 224L149 225L148 222H146L144 220L142 214L139 213V211H138L140 209L139 206H141L142 202L139 203L136 201H140V200L145 201V198L144 199H142V198L143 197H150L151 196L150 193H152V192H150V190L145 189V188H143L141 190V188L132 187L133 185L130 187L129 185H125V183H124L128 179V175H130V174H128V172L134 173V172H132V170L138 169V168H140L139 169L140 171L139 170H134V171H139V173L144 172L145 169H147L145 167H147L148 163H150V161L145 158L147 160V162L144 159L143 164L147 163V165L144 166L142 164V161H141V160H143L142 157L144 158V156H142V154H141L142 149L137 148V147L141 148L140 143L138 142V146H137V144H136V146H134L135 143H132V141L137 142L138 139L131 138L128 141V142L131 141L130 142L131 144L124 143V142H122L123 140H121L119 138V135H117L118 131H115L116 129L112 128L113 126H111V128H112L111 129L110 127L105 128V125L101 126L105 129H107V130H103L105 132L102 133L103 134L102 135L100 133V131H102V128L97 126L100 123L96 120L93 121V119H92L93 117H91L93 114V113L91 114V112H92L91 109L93 108L91 106L94 105V102L89 103V101L87 100L88 103L92 104V105L88 104L90 106V109L89 108L86 109L87 102L85 101L86 104L84 105L85 102L83 103ZM185 102H186V105H188V106L185 105ZM230 102L232 105L227 104ZM232 102L234 103V105ZM82 103H83V105H82ZM205 103H207V105ZM242 103H243L244 107H247L246 110L243 106H241ZM205 105H206V107H205ZM246 105H248V106H246ZM250 105L252 107H256L257 110H256V108H255V110H253L254 108H252ZM72 106H69L68 109H72V108H70ZM215 106H216L217 110L215 109ZM229 106H233L234 108H232V107L230 108ZM15 107H16V109H14ZM220 107H222V108H220ZM262 107H263V109H262ZM17 108H18V110H22V111H17ZM187 108H189V109L192 108V109L190 111ZM240 108L244 109V110L241 111ZM174 109L175 108L173 106L172 110H174ZM185 109H187L188 111ZM169 110H171V109H169ZM204 110L206 112H204ZM47 111H48V113H47ZM214 111H215V113H214ZM255 111H257V112H255ZM49 112H51V113H49ZM84 112H86V113H84ZM243 112H242V114H243ZM36 113H39V114H36ZM74 113H75V115H74ZM254 113L256 114V116ZM10 114H13V115L11 116ZM62 114H64V115H62ZM81 114H83V115H81ZM205 114H206V116H205ZM209 114H210V116H209ZM258 114H260V115H258ZM84 115H85V117H84ZM63 116L64 117L66 116V117L64 118ZM28 117H29V119H28ZM73 117H74V119H73ZM192 117L194 119H192ZM200 117H202L201 120H200ZM209 117H211L209 119L211 121L208 120ZM259 117L256 119L255 118H253V119L259 121V120H261ZM18 118H19V120H18ZM90 118L92 121L90 120ZM203 118H206L207 120H205V119L203 120ZM263 118H264V116L262 117V119ZM3 119H4V121H2ZM61 119H63V120H61ZM34 120H37V121L41 122L42 124L37 123V121H35V123H32ZM71 120H74L75 122L71 121ZM88 120L90 121V123L92 122L91 125H90V123H85V122H88ZM83 121H85V122H83ZM207 121H209V122H207ZM21 122H22V124H20ZM28 122H30L29 123L30 127L28 126ZM95 122H97L99 124H97ZM186 122H187V120H186ZM10 123H12V125L15 126V129L12 130V128H14V126L11 127L12 125H10ZM68 123H71V125ZM33 124H34V127L31 128V126H33ZM35 124H36V126H35ZM75 124H76V126H75ZM94 124H96L97 128L98 129L100 128L101 130L97 129L98 133H96V131H95V132H92V134H93L92 135L90 130L96 127V126L93 127ZM201 124L203 126H201ZM206 124H207V127H205ZM208 124H210V125H208ZM8 125H10L11 129ZM72 125H74V127ZM85 125H87V126H85ZM23 126H24V128H22ZM25 126H28V127L25 128ZM79 126L84 127L85 130L83 131L82 127H79ZM87 127H89V128H87ZM58 128L61 130H59ZM68 128L70 131L68 130ZM72 128H73V131H72ZM78 128H79V130H78ZM212 128H214V130ZM65 129H67V130H65ZM5 130H7V131H5ZM199 130H200V132H199ZM8 131H9V133H8ZM76 131H78V133ZM85 131L88 132V135L90 132L91 135H89V136L85 135V134H87V132L84 133ZM106 131L107 132L108 131L109 132L115 131V132L107 133ZM203 131H205V132H203ZM64 132L65 133L67 132L68 134L67 133L66 134L68 136L66 134H63ZM218 132L219 131H217L215 133H218ZM75 133L77 134V136H75L76 135ZM95 133H96V135H95ZM113 133H114V135H113ZM70 134H71V136H74V137H70ZM79 134H80V136H79ZM104 134L105 135L108 134V135L105 136ZM118 134H119V132H118ZM199 134H201V135H199ZM206 134H205V136H206ZM115 136L118 139H116ZM63 137H64V140H62ZM65 137L68 139H65ZM80 137H81V139H80ZM98 137H100L99 141L101 139V143L98 142ZM105 137L109 138L108 140H110V138H112V139L115 138L116 140L111 139L110 140L111 143H109V141ZM75 139H77V141ZM103 139H105L104 143L106 145H110L111 150L105 151L104 149H107V148L103 147V150H101V152L99 151L98 153H96L97 149L99 150L102 148V147H100V145L102 144ZM91 140L98 142L97 144H100V145H97V146H99V148L95 147L96 145H94V144H96V143L94 141H93L94 142L93 143L94 148H93V146H91L92 142L90 143ZM106 140L108 142H106ZM119 140H121V141L119 142ZM258 140H259V138H258ZM258 140L253 141L251 138H249L248 141L250 144L253 142L252 145L254 144V146H256L257 144H261V143L256 144L255 142H261L262 141V144H263L262 147H264V143H263L264 139L262 140L260 138L261 141H258ZM63 141H64V143H63ZM86 141H88V142H86ZM114 141H115V143H114ZM111 144H113V146ZM123 144H124V146H123ZM125 144H126V146H125ZM54 145H56V146L54 147ZM79 145H81V146L84 145V146H82L80 148ZM86 145L89 147V150H88V147ZM127 147H128V149H127ZM54 148H55V150L57 149L58 151L55 152V150H53ZM78 148H80L79 151L77 150ZM90 149L93 151H91ZM94 149H96V150L94 151ZM52 150H53V152H52ZM65 150H66V152H65ZM128 150H131L132 153L130 151L128 152ZM137 151H139V155L141 154L140 158H139ZM246 151L248 152V150H246ZM258 153H260L261 156L262 155L263 156L261 157L260 155H258V156L255 155L256 158H259V156H260L259 160H261V162L264 161V151L262 152L263 154L261 152H258ZM57 154H58V156H57ZM98 155H100V156H98ZM137 155H138V157L136 158ZM63 156H65V157H63ZM67 156H68V158H67ZM131 156H133L135 162L137 159L136 163L132 160L131 161L129 160L131 158ZM113 158H116V159H113ZM133 158H131V159H133ZM112 160H113V162H112ZM58 161H59V163H58ZM122 161H123V163H122ZM109 162H110V165H109ZM128 162L129 163L132 162V166H131V164H128ZM133 162L135 163V165L133 164ZM138 162H141L142 168L140 166V163H139V167H138V164H137ZM114 163L116 164L115 166H117V167L118 166L120 167V165L122 166L123 164H125V166L127 164L130 166L127 165L126 167H124V166H122L120 168L118 167L120 169L119 172L120 171H122V172L126 171V174H125V172L122 174V172L119 173L118 171H116V170H118V168L116 169V167L113 165ZM51 164H54V165H51ZM117 164H119V165H117ZM106 165L110 166V169H108V171H107V168H109V167ZM111 165H112V167H111ZM149 165L152 166V164H149ZM149 165H148L147 170H150V168H151V166L149 167ZM133 166H135L136 168ZM105 167H107V168H105ZM129 167H132L133 169L132 168L128 169ZM112 168H114L113 171H112ZM121 168L122 169L126 168V170L125 169L121 170ZM104 169H105V171H102ZM142 169H144V171H141ZM99 172H101V173H99ZM145 172H144V174L142 173L143 176H140L141 174L138 173L137 174V175H139L138 177L142 178V177H144V175L147 176V174L150 173V171H148L147 174ZM108 173H110V174H108ZM111 173L113 176L111 175ZM51 174H52V176H51ZM124 174L127 176V178H126V176L125 177L123 176ZM105 176H106V178H105ZM108 176H109V178H108ZM163 176H165V175H163ZM113 177L114 178L116 177V180L118 177H119V179L121 178L120 181L122 180V183L118 182V180L116 181ZM122 178H124V179H122ZM141 178H139V179H141ZM112 179H114V180H112ZM25 181H28V182L26 183ZM121 184H124L125 186H129L130 189H129V187L124 188V186ZM103 187H104V190H103ZM105 188H108L109 191H108V189H105ZM118 188H120V189H118ZM117 189H118V192H117ZM136 189H138L140 194H138L139 192ZM168 189H170V188H167L166 193H169V192L171 193V191L170 190L168 191ZM146 192H147V194H146ZM130 193H133V194H130ZM117 195L120 197H118ZM122 195H124V197ZM116 196H117V198H116ZM86 197H89V198H86ZM110 197L112 199L115 197V200L116 199L117 200L116 201L114 199L111 200ZM138 197H140L141 199L137 200ZM26 198H28V199H26ZM118 198H120L122 201L120 199L118 200ZM131 198L134 200H132ZM146 199H148V198H146ZM178 199L181 200V197ZM178 199H177V201H178ZM182 199L183 200H181V202L183 201V202L189 203V201H186L188 199H186L185 197H183ZM128 201H130L131 203ZM177 201L176 202L174 201L175 203H172L171 206H173V207L170 206L175 211L177 210L178 212L179 211L183 212L186 210V208L188 206L190 208L188 207L187 209H190V211H192L191 207H193V204H191L192 205L191 206L190 203L189 204L183 203V205H185V207H183V205L180 204L181 202L179 201L180 203H178ZM133 202L135 203V205ZM119 205H120V207H119ZM136 205H139V206H136ZM117 207H119V208H117ZM7 208H9V209H7ZM133 209H134V211H133ZM194 213H195V216H194ZM194 213L192 215V217H194V219H196L197 221L203 220L202 221L203 223L206 221L205 219H207V217H204L207 215L206 212L204 213L202 211V212H199L197 214H196V212H194ZM48 216L50 219L48 218ZM51 216L53 217L52 219H51ZM138 218H139V220H138ZM53 221L57 225L55 223H53ZM125 221L127 222V224L124 226ZM129 221H131L132 223ZM122 226H124V227H122ZM236 226H238V228L235 226H234V228L232 227L233 231H231V232L234 233V235L239 234V235H241V237H242V235L244 236L246 234L245 230H247L248 227H249V229H253L252 228L253 225L252 226L247 225L248 226L247 227L246 225L242 226V224H239ZM132 229H134V230H132ZM242 231H244V232L242 233ZM165 232H166V235L163 236V234ZM227 232L228 231H226V233ZM231 232H229V234ZM235 232H236V234H235ZM126 233L127 234L130 233V234H128L129 237H127ZM160 233L161 232H159V234ZM167 233H170V234H167ZM231 234H230L229 238L236 240V241L238 239L240 240V236H238L239 238L237 237L238 239H235L234 237L231 236ZM169 236L170 237L172 236L175 240L169 238ZM123 237H126V238H123ZM160 237H162V238H160ZM164 237L169 238L171 240H166ZM181 238H183V237H181ZM125 239H126V241H125ZM173 240H174V242H173ZM156 242H157V244H156ZM169 242H170V244H169ZM172 244H173V246H172ZM181 246L179 248H181ZM50 247H52V248H50ZM173 247H177V249L179 251H177ZM172 249L174 252L176 250V252L178 254L174 253L172 251ZM170 252H171V254H170ZM181 252H183V253H181ZM171 255H173V256H171ZM207 255H204L205 256L204 258H206V260L203 258L206 261V263H204L205 261L202 262V260H200V259H198V260H200L201 263H203V264H207V261L209 260L207 258ZM181 257H183L182 259H184V260H182ZM190 257H191V259H190Z\"/></svg>",
  "mask_w": 264,
  "mask_h": 264
}]
</instances>
